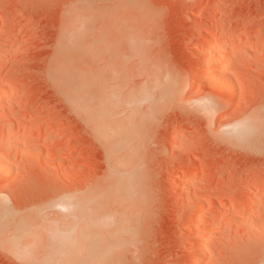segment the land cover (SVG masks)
I'll use <instances>...</instances> for the list:
<instances>
[{
    "label": "rangeland",
    "instance_id": "374dc122",
    "mask_svg": "<svg viewBox=\"0 0 264 264\" xmlns=\"http://www.w3.org/2000/svg\"><path fill=\"white\" fill-rule=\"evenodd\" d=\"M211 38L228 43L218 71L234 95L204 76ZM73 83L95 99L82 110ZM1 93L12 170L0 176V226L66 217L62 202L106 185L111 169L107 184L128 181L135 203L96 200L110 214L72 243L73 259L264 264V0H0ZM40 256L0 244V264Z\"/></svg>",
    "mask_w": 264,
    "mask_h": 264
},
{
    "label": "bare ground",
    "instance_id": "6f19581e",
    "mask_svg": "<svg viewBox=\"0 0 264 264\" xmlns=\"http://www.w3.org/2000/svg\"><path fill=\"white\" fill-rule=\"evenodd\" d=\"M215 37V36H214ZM209 43L207 44V53H204L205 55H203L205 57L204 59V62H205V67H206V70H205V74L204 76L206 75L207 79L209 80V85L211 87H220L222 89H225V90H228L229 91V95H234L235 92H236V84H235V80L233 81V79L228 76H225L224 74L222 75L221 73H219V67H220V55L219 53V50L221 51L222 49H227L228 47V43L226 42H216L214 41L213 38H211L210 40H208ZM229 41V40H228ZM234 47V46H233ZM230 48V47H229ZM66 50V48H65ZM64 50V51H65ZM200 50V49H199ZM202 50V49H201ZM223 51V50H222ZM197 53V55H199L201 53V51H197L195 52V54ZM202 54V53H201ZM200 54V55H201ZM219 55V56H218ZM65 58V57H64ZM222 58V57H221ZM224 59V58H223ZM222 61V60H221ZM59 63V62H58ZM61 66V65H60ZM59 67V66H58ZM62 67V66H61ZM204 67V68H205ZM58 69V68H57ZM56 69V70H57ZM63 69V68H62ZM75 69V68H74ZM78 69V68H77ZM59 70V69H58ZM86 72V71H85ZM79 73V72H78ZM83 73V72H82ZM61 74V73H60ZM66 74V73H65ZM57 75H59L57 73ZM229 75V74H228ZM60 76V75H59ZM64 76V75H63ZM69 76V75H68ZM68 76L66 77L68 79ZM78 77V76H77ZM62 78V77H61ZM60 78V79H61ZM94 78V77H93ZM240 78V77H239ZM59 79V77H58ZM59 79V80H60ZM62 80H60V82L62 83V87L65 88V85L67 83L64 82V78H62ZM66 80V79H65ZM70 80V79H69ZM78 80V79H77ZM82 80V79H81ZM86 81V80H85ZM66 82L69 83V81L67 80ZM71 82V80H70ZM93 82V81H92ZM91 82V83H92ZM64 83V84H63ZM82 83V82H81ZM80 83V84H81ZM74 84V83H73ZM78 84V83H77ZM76 83L74 84V87L75 89L78 88L76 85ZM89 84V83H88ZM71 86L72 84H68V86ZM83 85V84H82ZM92 85V84H91ZM238 85V84H237ZM67 86V87H68ZM79 86V85H78ZM81 86V85H80ZM172 86H175V85H172ZM73 87V86H72ZM71 87V88H72ZM84 88L86 87V85L83 86ZM90 87V86H88ZM176 87V86H175ZM174 87V88H175ZM66 89V88H65ZM74 89V88H72ZM70 89V90H72ZM93 89V88H92ZM176 89V88H175ZM238 89V88H237ZM243 89V88H242ZM64 90V89H63ZM69 89L67 88L65 92H67ZM78 89H76V92H77ZM89 91V89H87L86 87V90L85 91ZM239 90V89H238ZM80 91H84V90H80L77 92L78 94L76 96H74V102H76L75 100H78V103L81 104L83 106V104H87L88 101H92V96H90V94H87L85 91L84 93L80 92ZM72 93L74 91H71ZM74 92V93H76ZM16 93V92H15ZM71 93V94H72ZM73 93V94H74ZM66 95H70L69 93H67ZM95 95H97L95 93ZM104 95V94H103ZM10 96V95H9ZM106 96V95H105ZM72 97V95H71ZM70 97V98H71ZM95 98V97H94ZM73 99V98H72ZM5 100H8V96L7 95H4V94H0V101L3 102ZM95 100V99H94ZM94 100L92 102H94ZM98 100V99H97ZM108 101V100H106ZM111 102V101H110ZM104 104V103H103ZM77 105V104H75ZM80 107L81 110L83 107ZM79 108V106H78ZM86 108V107H85ZM88 108V106H87ZM86 108V109H87ZM96 108V107H95ZM104 108V107H103ZM89 109V113H90V108ZM105 109V108H104ZM100 110H102L100 108ZM84 111V110H83ZM97 111V110H96ZM104 111V110H103ZM99 112V111H98ZM109 112V111H108ZM103 113V112H102ZM107 113V112H106ZM105 113V114H106ZM104 115V114H103ZM107 115V114H106ZM104 115V116H106ZM101 116V115H100ZM97 117H99L97 115ZM47 124V123H46ZM105 124V123H104ZM111 127V126H110ZM238 127V126H237ZM40 128V127H39ZM24 130V129H23ZM234 130V129H233ZM9 131V130H8ZM115 131V130H114ZM235 131V130H234ZM238 131V130H237ZM240 131V130H239ZM107 132V131H106ZM117 132V131H116ZM245 132V131H244ZM1 133V132H0ZM28 134H35V133H39V130L35 129L33 131H28L27 132ZM105 134V132H103ZM108 133V132H107ZM122 133V132H121ZM127 134V133H126ZM15 135V134H14ZM56 135V134H55ZM115 135V133L113 134ZM18 136V135H17ZM30 136V135H29ZM37 137V135H36ZM51 137V136H50ZM122 137V136H121ZM121 137H118V138H121ZM222 137V136H221ZM11 138V137H10ZM15 138V137H13ZM11 139V140H14V139ZM117 138V139H118ZM9 140V137L7 138ZM6 139V140H7ZM17 139V138H16ZM1 140V139H0ZM123 142V141H122ZM238 143V142H237ZM16 144V143H15ZM115 144V143H113ZM14 144H12L11 146L13 147ZM110 145V144H109ZM118 145V143H117ZM121 145V144H120ZM123 145V144H122ZM10 146V148H12ZM117 147V146H116ZM118 148V147H117ZM124 148V147H123ZM125 149V148H124ZM115 152L116 150L118 151V149H114ZM134 151V150H133ZM34 152V151H32ZM114 152V151H113ZM125 153V151L123 152V154ZM24 156V155H23ZM115 157V156H114ZM120 157V156H119ZM29 160V159H28ZM116 160V159H115ZM117 161V160H116ZM133 163V161H132ZM120 164V163H118ZM117 164V165H118ZM116 165V167H117ZM110 166V165H109ZM115 167V168H116ZM113 168V167H112ZM108 169V168H107ZM12 170V168L9 167V165L0 157V176H3L4 173H11L10 171ZM114 170V169H113ZM112 170V171H113ZM117 170V168H116ZM134 170V169H133ZM115 171V170H114ZM112 175H115L111 172V169L109 171ZM120 172V171H119ZM118 172V173H119ZM125 174L123 173H119L117 174V176L119 175H125L126 176V172H124ZM111 174H108L109 177L108 179H112L111 177ZM134 174V173H133ZM189 175V174H188ZM111 176V177H110ZM190 176V175H189ZM132 177V176H131ZM105 178H107L105 176ZM109 179V180H110ZM117 179V178H116ZM137 179V178H136ZM106 181V179H104ZM107 180L106 182L104 181V183H106V185H100L98 184L97 187H95L90 193L88 194H85V195H81V196H77V197H67L65 201H63L62 203L60 202V205L62 204L64 207H66V209H68L67 207H69V214L61 219L60 220H53L54 217H52V220L51 219H47L45 217V213L44 214V219L42 218L41 215H38V213L35 215V216H29L27 218H24L22 220H19L18 222L16 221L17 219L14 220V222L16 221V223L14 224H4V225H1L0 226V244L4 245L8 250H10L12 253L16 254V255H20V256H25L27 254H32L34 257H36V255L40 254V259H39V264H86L87 263V259H90L88 258V255L87 254H84V255H79L81 256L80 258H77V259H73V255H72V249H71V246L73 245L72 243L74 242H78V241H81L82 239L86 238L87 235L89 233H91V230H93V228H95V224L97 220L100 221V219L102 220V222L104 221L105 218H107V215L110 214L107 212V209L108 206L110 205H106V209L104 208L105 206V203L106 201L110 198L111 200H108V201H111L112 204H114L116 201L119 202V198L122 199V201H124L125 197L127 198L125 201L127 203H129V206L126 205L124 202V204L126 205L127 208L130 207V204L132 203L133 201V196L132 197H129L130 196V191L129 193H127L126 191H128V189L126 188L127 184H128V181L127 183L122 180V179H118V180H115L114 183H109L107 184V182L109 181ZM113 180V179H112ZM111 180V181H112ZM193 180V179H192ZM132 182V181H131ZM130 182V183H131ZM192 182V181H191ZM103 183V181H102ZM137 183V182H135ZM96 184V183H95ZM262 184V183H261ZM139 185V184H138ZM264 185V184H263ZM134 186V185H133ZM140 186V185H139ZM136 187L137 184H136ZM134 186V188H136ZM133 188V187H132ZM131 188V189H132ZM130 189V188H129ZM139 189V188H138ZM89 190V189H88ZM134 190V189H132ZM136 191V189H135ZM138 192V191H137ZM133 193V191H132ZM136 193V192H135ZM126 194H128L126 196ZM139 194V193H138ZM134 195V194H133ZM125 196V197H123ZM129 197V199H128ZM135 198H137L135 196ZM65 199V198H64ZM63 199V200H64ZM97 200L98 201H102V200H105L104 205L103 203L102 204H98L96 203V206H95V201ZM136 200V199H135ZM264 200V199H262ZM107 201V202H108ZM138 201V200H137ZM252 202L254 200H251ZM261 201V200H260ZM249 202V201H248ZM100 203V202H98ZM121 203V200L120 202ZM135 202L133 201V204ZM139 203V202H138ZM262 203V202H261ZM108 204V203H107ZM111 204V203H109ZM116 204V203H115ZM123 204V203H121ZM252 204V203H250ZM61 205V207H62ZM99 205H101V207L99 208ZM197 205V204H196ZM52 206V204H51ZM133 206V205H132ZM199 206V205H198ZM230 206V205H229ZM264 206V205H263ZM122 207V206H121ZM119 207V209L121 208ZM124 207V206H123ZM262 207V206H261ZM113 208V207H111ZM118 208V206H117ZM46 209V208H45ZM118 209V210H119ZM124 210V208H122ZM131 209V207H130ZM48 210V209H47ZM112 210V209H111ZM126 210V209H125ZM124 210V211H125ZM242 210V209H241ZM46 211V210H45ZM44 211V212H45ZM110 211V210H109ZM114 211V209H113ZM68 212V211H67ZM134 212V211H133ZM211 212V211H210ZM118 213L121 215V218L120 219V215H119V222L121 223L124 219V214L126 215V211L124 212L123 214V211L120 210L118 211ZM56 214V213H55ZM131 214V213H130ZM129 214V216H130ZM53 215V214H52ZM57 215V214H56ZM132 216H134V214H131ZM210 215V214H209ZM111 216V215H110ZM128 216V217H129ZM213 216V215H212ZM48 217V216H47ZM128 217L125 216V220L128 219ZM49 221L51 220L52 222L50 223H46L48 221L45 222L46 219ZM127 218V219H126ZM132 219V218H131ZM134 219V218H133ZM108 220V219H107ZM105 220V221H107ZM214 220V219H213ZM204 221L205 219L204 218H199L197 220V222H195V230H196V237L195 239H193V244H197V241L199 242V240L201 239V233H200V229L202 228V226L204 225ZM108 222L107 221V224L108 225ZM124 222H128L127 221H124ZM105 223V222H104ZM110 223V222H109ZM120 223H117V225L119 224L118 227L115 226V228H119V227H123L120 225ZM133 223V221H132ZM3 224V223H1ZM99 224V223H98ZM205 224H207V222H205ZM100 227H101V223L99 224ZM98 225V226H99ZM126 226V225H124ZM130 226V225H129ZM103 227V226H102ZM108 227L110 228L111 227V223L110 225H108ZM105 228V227H104ZM103 228V230H104ZM107 228V227H106ZM114 228V227H112ZM109 229V230H112ZM130 227L127 228V230L129 229ZM123 229H125V227H123ZM97 231V230H96ZM95 231V232H96ZM119 231V230H118ZM126 231V230H125ZM215 230H213L214 232ZM105 232V231H104ZM128 232V231H127ZM203 232V231H202ZM108 234V233H107ZM110 234V232H109ZM95 235V234H94ZM111 236H113L111 234ZM106 237V236H104ZM110 237V236H109ZM116 237V236H115ZM96 238V237H95ZM102 238V237H101ZM87 239V238H86ZM94 239V238H92ZM114 240V237L112 238ZM97 240L99 241L100 238L98 239L97 237ZM97 240L94 239L95 242H97ZM102 240V239H101ZM100 240V241H101ZM106 240V239H105ZM83 241V240H82ZM109 241V240H107ZM106 241V242H107ZM201 241V240H200ZM89 242V241H88ZM87 242V243H88ZM92 243V242H91ZM103 243V242H102ZM201 244V242H199ZM79 247V246H77ZM202 247V246H201ZM95 248V247H94ZM194 248V247H192ZM82 249V248H80ZM93 249V248H92ZM197 249V248H196ZM85 250V249H84ZM88 250V249H87ZM98 249H96L97 251ZM194 250V249H193ZM202 250V249H201ZM91 251V250H90ZM75 252V251H73ZM85 252V251H83ZM87 252V251H86ZM94 252V250H93ZM76 253V252H75ZM205 253V251L203 252V254ZM92 254V253H91ZM202 254V253H201ZM202 254V255H203ZM95 255V254H93ZM201 255V256H202ZM205 255V254H204ZM29 256V255H28ZM38 257V256H37ZM26 258V257H25ZM37 259V258H35ZM32 260V259H31ZM29 260V261H31ZM196 260V259H195ZM28 261V262H29ZM33 261V260H32ZM31 261V262H32ZM38 261V260H37ZM29 262L30 264H33ZM192 262V261H191ZM34 264H35V261H34ZM38 264V262L36 263ZM197 264V263H196Z\"/></svg>",
    "mask_w": 264,
    "mask_h": 264
}]
</instances>
